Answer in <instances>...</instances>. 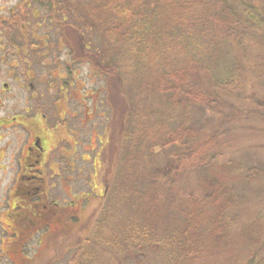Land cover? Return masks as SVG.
<instances>
[{
	"label": "rangeland",
	"instance_id": "obj_1",
	"mask_svg": "<svg viewBox=\"0 0 264 264\" xmlns=\"http://www.w3.org/2000/svg\"><path fill=\"white\" fill-rule=\"evenodd\" d=\"M66 1L53 0L58 3L54 12L47 0H0V264H73L86 239L96 230L98 234L97 223L104 241L122 237L127 217L122 204L133 206L135 198L130 195L121 204L109 193L122 183L131 192L133 182L147 197L138 203L140 210L130 213L137 210L143 216L152 205L160 209L158 235L184 219L180 209L204 215L198 227L204 228L200 237L206 243L187 264H264V30L247 35L237 50L247 70L235 91H218L205 73L190 75L195 85L223 99L220 111L200 103L190 109L191 124L216 134L218 144L209 165L188 161L177 170L180 143L159 144L183 121V111L174 110L158 86L165 68H172L178 75L169 84L184 87L179 72L190 57L176 42L159 50L142 41L135 46L145 62L133 65L125 29L115 31L116 21L96 24L87 13L88 7L103 11L100 4ZM252 1L264 12V0ZM165 11L163 18L172 23L176 11ZM207 38L221 45L226 39L218 30ZM216 50L217 79L231 69L236 52L223 46ZM137 119H145L144 125L135 123ZM37 133L44 135L43 152L27 155ZM232 162L259 168L260 174L248 178L223 168H232ZM153 173L159 174L154 183ZM221 181L237 200L223 216V239L219 232L211 233L216 210L210 196ZM28 188L38 203L57 202V216L67 207V220L54 219L49 207L46 221L25 237L27 228L7 214L14 202L24 204L21 197ZM196 196L203 198L206 209L193 206L189 199ZM96 255L94 264H161L163 257L158 247L118 255L108 245L97 248Z\"/></svg>",
	"mask_w": 264,
	"mask_h": 264
},
{
	"label": "trees",
	"instance_id": "obj_2",
	"mask_svg": "<svg viewBox=\"0 0 264 264\" xmlns=\"http://www.w3.org/2000/svg\"><path fill=\"white\" fill-rule=\"evenodd\" d=\"M47 1L51 10L54 7L53 11L55 12L57 10L55 4L58 3H53V0ZM62 1L67 4L66 0ZM251 1L95 0L94 5L100 4L103 11L99 10V7H88L86 9L96 24L101 20L103 25L116 21L115 31L119 33L121 27L125 29V35L130 36L132 42L130 60L133 65L145 62L140 59L142 55L141 49L135 46L138 43H142V41H150L151 45L159 50L161 48L168 50L169 48H165L168 47V43L176 42L180 46L181 51L190 57L191 61L186 63V67L180 68L179 72L180 75H184V78H178L184 87L169 84V80L173 79L170 77L178 75V73L171 71L172 68L170 70L165 68L164 73H162V83L158 86L160 93L167 95L169 103L175 108L174 110L179 107L183 111V121H177L175 123V131L165 133L159 144L160 147L165 148L171 143H180L181 151L177 153V170L183 162L189 161L191 162L190 165L206 166L215 159L218 144L217 136L213 133L197 130L190 122V109L194 104L200 103L207 105L209 109L220 111L223 99L214 93L212 94L210 90L195 85L189 78L192 73H205L214 82L213 87L218 91H235L234 89L237 87L240 78H242V74L247 70L246 66L242 64L238 54L239 51L237 50L243 46L247 35H253L259 33L260 30H264V12ZM60 4L62 2H59ZM61 7L63 9L64 4ZM107 8L110 9V12H108L109 9ZM166 8H173L177 13L172 23H168L163 18ZM200 9L204 10L202 15H196V11ZM99 11H101V17ZM64 12L66 13L67 9ZM112 25L115 27V24ZM211 30H218L224 33L226 39H224L225 41L222 45L216 41L213 42L212 38L206 39ZM79 35L78 39L82 38L81 34ZM260 38L264 40V31L261 33ZM81 44H84L82 46L86 49V42L83 41ZM217 46L234 49L236 53L233 56L231 69L226 72L224 77L216 79L214 77L216 68L212 54L217 51ZM243 55L244 53H242ZM217 90L216 92H218ZM262 105L264 109V104ZM188 118L190 120L187 122ZM262 120L264 121V118ZM184 122H187V125ZM135 123L140 126L144 125L145 119H137ZM232 163V168L229 169L227 164L223 168L228 171L236 170L244 173L248 178H253L260 174L259 168H248L242 163ZM157 175L159 174L153 173L152 183L156 181ZM131 192H129L128 186L122 183V186L115 185L109 193L112 198L118 197L121 204L130 195L135 198L133 206L122 204L127 208V210L123 206L121 208L127 214L123 236L104 241L100 235V223H97L98 234L96 230L90 238L86 239L87 246L73 264H94L97 248L105 245L114 246L118 255H122L125 252L130 253L158 247L163 253L161 264H187L190 259L198 256L200 246L206 243V240L200 237V232L202 233L204 228L198 227V220L204 217L201 212L193 210V212L187 213L184 208L180 209L179 213H183L184 219L178 221V224L167 226L166 229H163L162 234L158 235L156 234V216L160 209L157 210L156 206L152 205L147 209L145 215H139L137 212V210H140L138 203H142L144 197H147V193L139 190L134 182ZM210 198L216 210L215 226L211 233L219 232L220 239H223L227 232L223 216L229 207L236 205L237 200L233 199L230 188L224 186L223 181L218 182V190ZM189 200L193 202L194 207L203 206L206 209L203 204V198L196 196ZM132 209L137 210L130 213ZM205 229L207 230V228ZM97 235H99L100 240H97ZM208 236H210V230H208Z\"/></svg>",
	"mask_w": 264,
	"mask_h": 264
},
{
	"label": "flooded vegetation",
	"instance_id": "obj_3",
	"mask_svg": "<svg viewBox=\"0 0 264 264\" xmlns=\"http://www.w3.org/2000/svg\"><path fill=\"white\" fill-rule=\"evenodd\" d=\"M34 15V14H33ZM32 29L29 30V32L31 33ZM44 138L43 133H37L35 135L32 136V141L30 142L29 146L27 147V155L30 154L33 150V154H35V152L38 150L43 152V147H41V143L42 140ZM32 154V155H33ZM31 155V154H30ZM38 155V154H36ZM31 158V157H30ZM28 174H26L25 176H27ZM24 176V175H23ZM23 185V184H22ZM19 188V186H18ZM35 192L33 194H31V190L28 188L26 190V194L25 196H22L20 199L22 202H24V204L18 206L15 202L13 205L14 210L12 212H10L9 214H7V217L10 218L12 215V222H14V219L16 220V225L17 226H21L22 229L23 228H27V235L25 237H31L32 235V231H31V227H33V230L35 229V225L39 226L40 224H43L44 221H46V209L50 207V210L55 213V217L54 219H61V222H63V220H67V207H65L60 216H57L58 213V204L57 202H51V201H47L45 202V200L40 203L37 202V200H35ZM50 204V205H49ZM52 205L54 206V209L52 208ZM67 206V204L65 205ZM63 207V206H61ZM12 208V207H11ZM12 208V209H13ZM62 210V209H61ZM53 217V216H52ZM15 226L13 227V230H15ZM22 233L26 232L24 230H19ZM16 233L17 232H13L14 236L16 237ZM25 237H21L20 240H23ZM14 246H17V244H14Z\"/></svg>",
	"mask_w": 264,
	"mask_h": 264
}]
</instances>
